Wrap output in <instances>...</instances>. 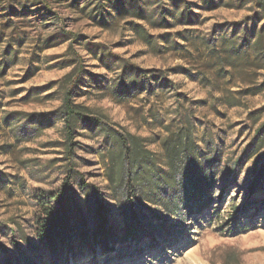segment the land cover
Listing matches in <instances>:
<instances>
[{
    "label": "rangeland",
    "instance_id": "obj_1",
    "mask_svg": "<svg viewBox=\"0 0 264 264\" xmlns=\"http://www.w3.org/2000/svg\"><path fill=\"white\" fill-rule=\"evenodd\" d=\"M263 16L252 0H0V264H264V70L250 48ZM63 30L83 66L74 102L164 169L167 140L190 127L210 184L118 189L116 146L86 123L67 176L58 82L76 63L70 41L52 45ZM122 60L169 71L138 88Z\"/></svg>",
    "mask_w": 264,
    "mask_h": 264
},
{
    "label": "trees",
    "instance_id": "obj_2",
    "mask_svg": "<svg viewBox=\"0 0 264 264\" xmlns=\"http://www.w3.org/2000/svg\"><path fill=\"white\" fill-rule=\"evenodd\" d=\"M252 2L257 9L264 11V0H252ZM262 19H264V16L261 20ZM56 37H58V40L52 45L70 41L66 49V54L70 57V61H75L76 63L58 82V88L62 91L63 97L62 103L57 109V113H59L64 121L63 149L66 157L68 156L67 159H69L67 176H70L74 172L70 156L75 149L74 137L77 126L86 123L89 126L97 127L100 132H103L104 138L109 139L116 146L115 151L117 157L115 160L113 157L110 158L111 163L108 179L118 189L123 187L125 179L129 177L139 191L141 190L145 194H161L164 198L166 192L176 194L180 193V191H186V194L194 195L202 188L201 184H205L206 182L209 184L211 183L214 171H206L200 167V162L193 153L194 144L191 140L190 127L181 128L173 139L167 140L166 151L168 168L164 169L159 164L157 158L145 148L141 138L133 134L117 132L106 122L103 115L97 114L88 106L75 103L73 100V92L77 87V82L83 70L81 60L74 48V43L78 38L65 30L57 34ZM250 48L254 52L253 59L258 61L257 69L264 70V21L260 24L259 30ZM231 49H237L233 41ZM246 51L248 50L246 49ZM121 67L124 75L130 74V84L138 88L144 85L141 80L146 81V83L152 80L163 83L169 71L163 69L139 71L133 68V64L125 60H122ZM174 70L177 71L178 69L175 68ZM260 85H264V78ZM239 103V100H234L231 102V105H239ZM28 116L44 117V115L41 114H28ZM115 166H117L116 170H114ZM204 180L206 182H204ZM67 191V189H63L60 193V200L58 203L60 204L59 209L61 210L58 211L62 213L65 218L68 217L69 219L71 211H69L65 201L68 195ZM182 197L183 196L178 195V201L181 200ZM102 207L103 206L99 204V211H102ZM101 222L105 223V219H102Z\"/></svg>",
    "mask_w": 264,
    "mask_h": 264
}]
</instances>
